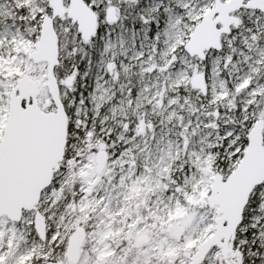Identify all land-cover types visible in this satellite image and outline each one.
<instances>
[{"label":"snow or ice","instance_id":"1","mask_svg":"<svg viewBox=\"0 0 264 264\" xmlns=\"http://www.w3.org/2000/svg\"><path fill=\"white\" fill-rule=\"evenodd\" d=\"M0 264H264V0H0Z\"/></svg>","mask_w":264,"mask_h":264}]
</instances>
